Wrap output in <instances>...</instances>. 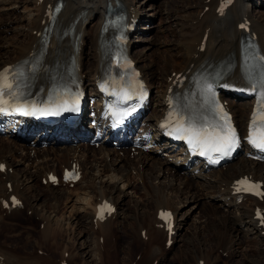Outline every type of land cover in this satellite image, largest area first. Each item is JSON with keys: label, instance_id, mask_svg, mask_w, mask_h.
<instances>
[{"label": "bare ground", "instance_id": "obj_1", "mask_svg": "<svg viewBox=\"0 0 264 264\" xmlns=\"http://www.w3.org/2000/svg\"><path fill=\"white\" fill-rule=\"evenodd\" d=\"M61 1L60 8H57L51 15L47 16L45 14V7L48 4L53 5L56 3V0H32V5H30L32 7L30 8L29 6V8L23 11L24 15L20 18L21 22L18 19L20 23L13 28L17 31L19 38L12 44L0 43V68L16 59L28 58L39 51L40 55L38 57L25 61L30 69H39L38 84L40 83L39 77L43 74L44 82L47 78L58 77L59 75H63L68 69H72L71 65L73 61L71 58L73 57L77 61L81 79L86 85L90 86L98 77L100 71L105 68V50L109 49L106 34L108 28L112 25V21L110 23L107 21L109 16L105 12V4L109 2L111 6H114V3L121 2L129 16L137 18L140 24H146L144 20L145 16L142 13L145 7L143 4H139L137 0ZM219 1L201 0L199 10L194 18L189 22H177L176 26L180 35V42L178 44L174 42L172 44L168 43L170 44L168 48H170L171 54L163 56L169 59L165 62L166 67L174 63L171 66L172 69H159L153 60L149 64L144 63V57L142 55L141 57L139 56L140 50H137L132 55L144 75L148 87L154 89V93L150 98L153 100V108L146 115L147 126L153 131L156 118L162 113L167 99L164 95L165 91L169 86L173 89L175 88L178 79L176 74L178 72L184 74L187 71L186 76H188L195 69L201 74L203 71L207 72L214 69H232L227 79L232 83H240L241 80L237 72L238 69H241L240 45L244 40L243 29L240 28V23L244 19L249 21V27L255 32L259 46L264 52V0H233L225 10L224 6L220 8L221 11L224 10L222 14H218L216 9ZM258 5L259 9L256 10V7L255 10H252V7ZM204 7H206L205 10H203ZM3 10L10 12L8 8H4ZM10 24L11 20L5 22L0 18V26L6 27L4 30H0V33L2 34L3 31L8 29ZM145 28H142V25L139 27L141 30ZM105 30L106 32L103 33ZM41 31L47 33L45 40L49 45L45 57L44 48L42 47L43 43L40 41ZM21 37L22 39H20ZM203 37H205L203 49H200ZM130 48H135L134 43H131ZM178 57L180 59L176 62V58ZM86 58L88 59L86 60ZM177 66L178 68L175 69ZM160 76L162 77L161 81ZM48 85L49 83H45L43 87L46 88ZM57 89L62 92L63 85L55 83L54 90ZM196 94H198V90ZM199 95L201 96L203 93L200 91ZM195 96L192 93L188 99H192ZM233 99L232 97L229 101V106L234 115L236 125L243 129L251 99H234L237 101ZM197 103L200 105L202 100L198 99ZM4 140H7V143L5 146L0 145V163L3 162L6 165V169L0 171V197L7 199L11 194L17 195L22 199L24 210H31L33 215H38L39 217L42 215L38 213L33 203V201L38 199V196H36L38 194H32L30 197L27 194L34 193L33 191L36 190L35 183L41 176H46L49 171L57 170L59 164L62 162L70 164L73 161L84 168L83 177L77 181L76 185L81 182L79 188H81L83 196L79 200L82 206H84L83 211L78 216V221L84 216H86V219L83 220L85 222L82 224L83 230L78 235L80 240L78 242L79 246L76 247L77 250L74 251L73 255H70V257H75L78 255V249L83 250L85 258L82 259L81 264L100 263L102 251L98 248L99 244L101 245L98 242V236H103L102 240L105 244L111 240L113 217L116 216L117 208L121 205L123 197L128 196L130 193L127 190L130 187V183L124 182L126 175L124 171L123 173L119 172L120 174L114 171L116 165L120 164L123 167L125 162L128 164L134 162L135 166L138 168L140 166L141 169L144 165L153 166L154 169L147 173L148 175H153L156 180V183L152 184L151 188L156 192V196L160 201H154L155 206H153V211L150 209L143 211L136 227L138 231V236H136L140 238L141 233L144 232V237L140 239L151 245V249H149L151 252L152 250L154 252L160 251L162 246L160 240L164 238L166 241L167 239L163 226H159L160 220L156 218L158 208H168L174 215L175 231L170 236V240L174 241L176 238H179L180 240L187 241L180 232L187 220L186 215L190 208L180 211L179 204L175 206L169 200L166 192L167 189L175 192L174 198L180 197V202L178 203H182L184 207L192 201L194 204L200 203L203 205L206 211L212 213L221 211L228 213V215L230 214L229 224L225 227L223 233H220L222 235V242L225 237L227 239L224 241L226 243H223L224 246L227 245L229 247L228 245L232 242L231 239L233 238V240H239L241 237L248 238L250 234H252V237H263L260 234V228L256 225V220L253 218V207L254 205L264 207V198L262 201L248 198V204L244 201L236 202V196L233 194V180L238 175L240 176L244 173V171L249 174L251 173L255 179H259L264 183V163L251 161L243 154L228 162L223 169L215 168L205 171L200 166L192 165L180 153L179 149H175L164 141H159L158 145L149 151L137 152L129 159V150L123 151L122 155H118L117 150L106 146L94 148L88 144L80 146V144L73 145L68 142L55 147L51 146L40 152L39 148L25 147L22 146L24 144H18L15 141L1 138V141ZM16 152H19L17 154L18 160L14 159L11 161L10 156H13ZM162 152H166V154L160 156ZM9 153L14 154L9 156ZM88 154L92 156V159L89 161L87 160ZM23 161H26L27 165L31 166V169L28 166L26 168L18 166L17 163H22ZM9 168H12L11 172H9ZM119 182L120 185H118ZM198 186L201 189H205L207 193L205 191H201L202 193L197 192ZM194 189L196 192H194ZM44 190L48 192V200L52 199L53 203L59 201L61 196L67 192L66 189L60 186L53 187L51 184H46ZM114 192L117 193L116 198L113 196ZM202 194L205 195L203 196ZM102 198L109 200L115 206L114 212L102 222L94 223L92 221L94 205ZM82 206L79 209H82ZM78 207L76 206V208ZM8 211H17L19 213L21 210H7L0 207V221L5 218L2 214H7ZM47 222H44L45 228H47ZM77 223L81 224L80 222ZM87 231H91V234H87ZM96 231L98 232L97 234ZM228 235L232 237L230 241L228 240ZM154 252L151 254L153 255ZM3 257L2 253H0V264H24L27 262H22L19 256L20 259L15 257L16 259L13 260L8 259V256ZM47 259H44L45 264H50Z\"/></svg>", "mask_w": 264, "mask_h": 264}, {"label": "rangeland", "instance_id": "obj_2", "mask_svg": "<svg viewBox=\"0 0 264 264\" xmlns=\"http://www.w3.org/2000/svg\"><path fill=\"white\" fill-rule=\"evenodd\" d=\"M137 1L145 7L143 8L142 13L145 16L144 20L146 24H140V26L142 25V28H146L145 30L139 29L140 38L139 40L138 36L136 38L137 42L134 50H132L133 54L137 50H140L139 56L141 57L142 55V57H144V63L149 64L150 61L153 60V62L158 65L159 69H172L171 66L174 65V63H172L171 66L166 67L165 62L169 59H166L163 56L171 54L169 51L170 48H168L170 44L173 42L178 44L180 42V35L176 26L178 24L177 22H189L194 18L199 10L201 0ZM30 5H32V0L0 1V18L5 22L11 20L8 29L3 31L2 34L0 33V43L12 44L17 38H19L17 31L13 28L21 22L20 18L24 15L23 11L29 8ZM31 7L32 6H30V8ZM256 7L257 6L252 7V10ZM4 8H8L10 12H5L3 10ZM4 28L6 27L0 26V30H4ZM20 39H22V37ZM87 59L88 58H86V60ZM178 59H180V57L176 58V62L179 61ZM177 68L178 66L175 67V69ZM161 80L162 77L160 76V81ZM153 93L154 89L152 90L151 95ZM152 102L151 99V106L153 104ZM6 141H1L0 138V143H3L0 145L5 146L7 143ZM42 150V147H40L39 151L42 152ZM119 150H117V152H119ZM13 154L14 153H9V156ZM119 154L121 155V151ZM165 154L166 152H162L160 156H164ZM10 157L13 158H10L11 161L14 159L18 160V155ZM90 159H92V156L88 155L87 160L89 161ZM17 164L22 168L28 166V168L31 169V166L27 165L26 161H23L22 163L18 162ZM135 165L134 162H130V164L125 162L123 167L118 164L114 170L118 174H120L119 172L123 173L124 171V174H126L124 182L130 183V187L127 189L130 193L128 196L123 197V204L121 203V205H119L117 208V214L113 217V223L111 224L113 228L111 240L105 244L102 240L103 236H98V241L101 243L98 248L102 251V259L98 264H195L199 259L203 260V264H264L263 237H252V234H250L248 238L251 240L244 237H241L239 240H233L234 238L231 239V235H228V240L230 241L231 239L232 244L230 243L228 245L229 247H227V245L224 246L226 243L224 241L227 239L224 236L225 239H223L222 242L221 234L230 222V214L228 215V213L221 211L215 213L206 211L203 205L200 203L194 204L192 201L187 203L184 207L182 206V203H178L180 202V197L174 198L175 192L170 189H167L166 192L173 205L177 206L179 204L180 211L190 208L186 215L187 220L180 232L187 241L176 238L174 241L172 240L173 242L171 245L164 250L166 241L163 238L160 240V244L162 245L161 250L157 251L158 253L153 250L151 252V250H149L151 249V245L141 240L144 237V232L141 233L140 239L137 237L138 231L136 230V227L143 211L149 209L153 211L155 202L160 201V199H158L156 192L151 188V185L155 184L156 180L153 175H148L147 173L148 171L154 170L153 166L144 165L141 169ZM134 168L137 171L135 177H133L134 170L128 171L129 169ZM32 170L34 169L32 168ZM37 182L39 183V181H36V184ZM137 183L139 187L137 186ZM43 185L44 184L42 183L37 184V187L34 185L36 188L35 191L37 192L33 191L34 193L31 192V194H27L29 197L32 196V194H38L36 195L38 196V199L33 201V203L35 204L38 213L42 214L40 217L38 215H33L31 210H23L19 213L15 211L11 214L8 213V215L2 214L5 218L0 221V253H2V257L4 256L3 258L8 256L7 258L12 260L16 259L15 257H17V259L20 257L21 259H19L22 262L27 261L24 264H45L44 259H47L48 257L49 259H47V261L50 262V264H60L59 261L61 260H67L68 264H81L82 259L85 258L83 250L78 249V255L70 257V255H73L74 251L77 250L76 247L79 246L78 242H80V240L78 235L81 234L80 232L83 230L82 224L85 223L83 220L86 219V216H84L78 221V216L81 214L80 212L83 211L84 207L79 200L83 196L81 188L78 186L65 188L67 192L61 196L59 201L53 203L52 199L48 200V192L46 191L47 189L44 190L45 187L43 188ZM118 185H120V182ZM197 189V192L199 191L202 193L201 191H205V193H207L205 189H201L199 186ZM194 192H196L195 189ZM116 194V192L113 193L114 198H116ZM202 195L204 196L205 194ZM247 203L249 204V201ZM76 206L79 207L76 208ZM81 206L82 209H79ZM125 215L126 217H124ZM41 222H47V228H45L46 225ZM77 222H80L81 224L79 225ZM91 231H87L86 233L88 234ZM97 233L98 232L96 231V234ZM153 252V255L155 256L151 254Z\"/></svg>", "mask_w": 264, "mask_h": 264}, {"label": "snow or ice", "instance_id": "obj_3", "mask_svg": "<svg viewBox=\"0 0 264 264\" xmlns=\"http://www.w3.org/2000/svg\"><path fill=\"white\" fill-rule=\"evenodd\" d=\"M243 27V25H241ZM5 72L8 70L5 69ZM10 87V86H9ZM211 88V85H209V89ZM2 90H0V96H2ZM264 95V93H262ZM2 102V101H0ZM262 106H264V101L261 102ZM0 111H3L2 108H0ZM35 111H39L41 114L48 115V114H54L50 113L44 109H35ZM221 111H223L221 107ZM254 115V121L256 117V113ZM226 117V114H225ZM260 119L264 120V112L260 114ZM252 125H250L251 129ZM177 131H183L188 134V139L190 142H195L196 144H200L205 147H210L215 152H221L225 155L230 153V150L233 149L237 143L236 135L234 129L231 128L230 125H224L220 126L219 131L216 129H213V131L209 132L205 128H197L194 124L191 122L187 127H184L181 125L177 128ZM249 140L250 142L259 149H264V132L261 133L259 137H257L255 134H253L250 131L249 134ZM204 152H201V155H203ZM3 166L0 165V168ZM106 207V205H105ZM162 216H168L170 214L168 213H162Z\"/></svg>", "mask_w": 264, "mask_h": 264}]
</instances>
